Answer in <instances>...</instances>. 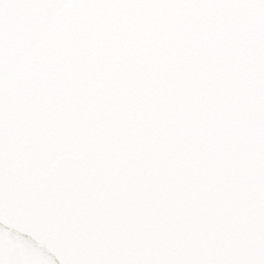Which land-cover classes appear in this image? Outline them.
Instances as JSON below:
<instances>
[{"label":"snow or ice","instance_id":"snow-or-ice-1","mask_svg":"<svg viewBox=\"0 0 264 264\" xmlns=\"http://www.w3.org/2000/svg\"><path fill=\"white\" fill-rule=\"evenodd\" d=\"M0 264H264V0H0Z\"/></svg>","mask_w":264,"mask_h":264}]
</instances>
